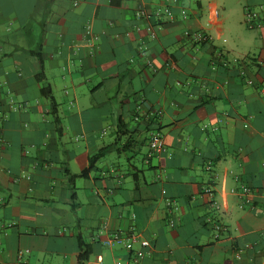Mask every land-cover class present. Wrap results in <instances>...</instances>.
<instances>
[{
  "label": "crops",
  "instance_id": "obj_1",
  "mask_svg": "<svg viewBox=\"0 0 264 264\" xmlns=\"http://www.w3.org/2000/svg\"><path fill=\"white\" fill-rule=\"evenodd\" d=\"M262 85L264 0H0V264H264Z\"/></svg>",
  "mask_w": 264,
  "mask_h": 264
},
{
  "label": "built area",
  "instance_id": "obj_2",
  "mask_svg": "<svg viewBox=\"0 0 264 264\" xmlns=\"http://www.w3.org/2000/svg\"><path fill=\"white\" fill-rule=\"evenodd\" d=\"M141 13L143 14V11L136 12L138 16H140ZM153 13L156 16L166 15L170 19L174 17L172 10L167 4L160 8L155 9ZM180 14L183 18L187 17L188 15L185 9H181ZM149 30L151 35L153 36L154 35L153 30L151 28H149ZM184 36L197 44L202 43L208 38V35L205 32L199 30L196 31L186 30L184 31ZM251 82L252 81L249 80V83ZM260 91L264 94V85L260 86ZM149 147H150L149 155L158 153L164 149L162 136L159 133V131L154 130L151 132L149 139ZM248 190H249L248 187H243V192L246 193ZM170 223L173 224V221H171ZM136 243H138L139 245L138 249H134V245ZM102 244L107 247L122 246L126 250L133 251L137 257H142L145 253L144 248L149 245V241L146 238L141 237L139 234L130 233L127 236H124L120 232H116L112 236L103 239Z\"/></svg>",
  "mask_w": 264,
  "mask_h": 264
},
{
  "label": "trees",
  "instance_id": "obj_3",
  "mask_svg": "<svg viewBox=\"0 0 264 264\" xmlns=\"http://www.w3.org/2000/svg\"><path fill=\"white\" fill-rule=\"evenodd\" d=\"M43 92L45 94V96L49 97L50 98V101L52 103V109H53V112L56 113V107H55V103L53 101V98L51 96V89L49 86H46L44 89H43ZM104 152V148L103 149H100L98 152H96V154H94L92 157H91V163L95 162L98 157H100L102 155V153ZM87 172V170L83 171L82 174H85ZM134 177L136 180H138V176H137V173L135 172L134 173ZM91 252V247L90 246H85L84 248V251L83 253L80 255L79 257V260L82 261L84 259L87 258V255Z\"/></svg>",
  "mask_w": 264,
  "mask_h": 264
}]
</instances>
